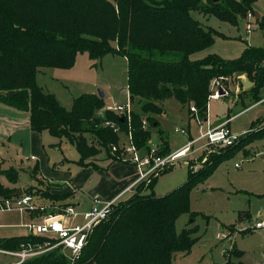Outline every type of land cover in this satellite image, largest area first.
<instances>
[{
  "label": "trees",
  "instance_id": "16d2710c",
  "mask_svg": "<svg viewBox=\"0 0 264 264\" xmlns=\"http://www.w3.org/2000/svg\"><path fill=\"white\" fill-rule=\"evenodd\" d=\"M257 1L0 0V101L28 111L33 130H47L72 143L80 153L81 165L92 164L102 152L113 161H121L119 153L112 151L121 135L105 126V121L117 123L125 134L131 132L136 145L149 150L151 129L159 126L156 115L164 112L162 100L172 97L189 108L195 105L199 117L206 119L212 81L220 76L236 79L239 73L254 83L250 91L259 99L264 89L263 47H247L234 59L216 53L191 58L211 47L216 36L229 37L215 28H205L193 12L237 24L249 12L255 13ZM257 21L264 26V16L259 15ZM49 33L55 36L51 38ZM80 52H87L93 60L109 53L124 56L130 98L141 106L140 112L133 110L128 120L125 114L106 110L105 98L95 93L79 95L67 109L38 84L40 68H72ZM102 110L104 117L98 113ZM144 117L149 128L143 127ZM263 120L255 121L235 145L213 152L205 163L201 156L198 161L202 165L190 161L187 180L168 193H146L153 191L158 176L140 183L130 198L114 205L109 218L95 227L77 264H172L176 252H191L198 240L193 236L196 227L178 232L177 221L185 213L198 215L191 211L193 190L232 151L263 136L264 127L255 126ZM159 132L157 154L166 156L170 153L168 140L162 130ZM0 176L13 184L19 181L17 168L4 169L1 160ZM19 189L0 179V200L13 197ZM23 191L32 193V188ZM46 239L32 234L0 237V248L18 250L23 243H43ZM21 264H69V258L57 247ZM223 264L242 263L228 258Z\"/></svg>",
  "mask_w": 264,
  "mask_h": 264
},
{
  "label": "rangeland",
  "instance_id": "374dc122",
  "mask_svg": "<svg viewBox=\"0 0 264 264\" xmlns=\"http://www.w3.org/2000/svg\"><path fill=\"white\" fill-rule=\"evenodd\" d=\"M202 1L204 4L207 2V0ZM254 10L255 13L264 16V0L255 2ZM249 13L245 18L240 19L237 24H233L223 21L215 15H204L196 11L193 12V15L200 20L205 28H215L229 37L222 38L216 36L215 43L211 47L196 52L191 58L200 59L210 53H216L225 59H234L241 56L247 47L264 48V26L261 23L262 20L260 22L257 21L254 11ZM248 22L254 24V29L251 32L247 31ZM47 68L46 70L42 69L45 71L38 73L39 85L46 92L53 93L67 109L72 108L74 100L79 95L83 93L98 94L99 90L106 94L105 100L107 104H125L130 99L128 90V62L120 54L109 53L103 58L93 60L87 52H80L77 54L75 65L72 68ZM243 76L247 78L245 73H239L236 79H232L230 76H220L212 81L210 88L211 94H214L216 91L214 85H222L228 93L221 95L220 98L210 97V120L212 119L214 122L220 119L227 120L229 109H231V114L241 110L239 107L234 106V100H238V98L236 97L235 90L233 89L231 91V84H236L237 80ZM252 87L244 89L242 86L243 92L241 91L238 95L242 99L248 97V100H251V103H253L256 97L250 91ZM259 99H264V89L261 90ZM161 105L164 107L165 112L164 114L156 115V119L160 124L158 127H152V136L150 139V146L156 147L157 153V147L161 146L160 130L163 132V137L168 140L170 153H174L184 148L192 139L198 138L208 129L207 123L201 124L196 117L192 116L193 118L189 121L190 117L187 106H184L177 99L167 98L162 100ZM132 107H134L133 110L140 112L141 106L137 105V103L132 102ZM98 113L101 117H104L103 110ZM257 119H264V104L233 119L231 128L233 132H237L236 130H238V132L241 131L245 135ZM144 120H146L145 117ZM201 120L204 121V118H201ZM146 121L148 122V120ZM262 123L260 122L255 126ZM181 130H186L188 133H182ZM20 134L22 136V142L20 139L21 143H17L18 137H15L12 142L6 143L3 149L0 147L2 149V152L0 151V157L4 159L2 168L5 169L11 166L17 168L19 171V183L24 189H27L29 185L37 184V182L34 181V178L32 179L30 171L27 170L28 164L30 163L27 161V155L31 158L33 152L30 150L26 136L22 133ZM43 134L44 144L47 150L54 151L51 145L54 142L53 144H59L62 147L63 154L68 158L79 160L80 153L68 140L54 137L48 131H44ZM122 139H124L123 135ZM50 140L52 141L50 142ZM205 142L204 139L196 142L195 148L204 145ZM262 144H264V140L256 142V145H259V147ZM218 150L221 149H209L208 152L201 149L202 154L197 157L192 155L194 156L192 159L198 160L204 155L202 163H205L214 154L213 152ZM199 153L200 151L196 152L195 155ZM103 156L105 155H100V157ZM188 157L190 156L180 158L175 166L165 169L157 177L158 179L153 187V191L147 190L146 193L154 192L156 195H164L182 185L188 178L189 164L186 162ZM255 160V164H262V157L259 154L255 156ZM31 162L34 164L36 161L32 160ZM253 162L245 159L242 152L233 153L227 161L218 166L207 179L193 190L190 197L191 211L198 213V215L192 217L189 213L183 214L177 221V231L181 232L184 228L196 227V232L193 236L197 237L198 240L194 244L191 252H176L172 264H223L228 258H231L234 262L240 261V258L236 254L231 253V251H227L228 253L224 256V250L230 249L234 241L241 239L240 235L238 236V232L233 234L229 228L236 221V209L248 207L250 202L251 195H247L246 191L240 188L243 183L240 171L248 169ZM235 163L242 164V168L236 169ZM199 165L202 164L199 162ZM0 179L4 184L11 185L6 176H0ZM251 199L252 202L254 200H260L259 197L253 196H251ZM63 210L64 208L62 206H54V208L49 207L45 210L38 208L35 212L44 215L48 212L59 213ZM8 217H11L17 222L20 221L18 219L19 213L0 211L1 238L27 236L30 234L28 228L4 227L2 223ZM223 234H231V240L222 238L221 235ZM0 257L2 262L14 260V258L5 257L4 255H0Z\"/></svg>",
  "mask_w": 264,
  "mask_h": 264
},
{
  "label": "crops",
  "instance_id": "0c3cea01",
  "mask_svg": "<svg viewBox=\"0 0 264 264\" xmlns=\"http://www.w3.org/2000/svg\"><path fill=\"white\" fill-rule=\"evenodd\" d=\"M42 69L46 70V68H41L38 73L45 71ZM240 78L241 79H238L236 84H231V91L234 89L236 97L238 98V100H234V106L239 107L241 110L231 114V109H229L227 120L220 119L214 122L212 119L210 120L209 117L208 103L207 118L204 119L202 124L206 122L208 128H210L227 122L228 126L231 128L233 119L264 104V99L258 101L253 100L254 102L251 103L252 101L248 100V97L242 99V97L238 95L241 91L243 92L244 85L242 81L246 79L244 76ZM37 81L38 84H40L38 74ZM184 106L188 108L189 121H191V118L194 116L189 106ZM164 112L162 114H164ZM261 120L262 119H260V121ZM45 131L47 132V130ZM236 131V133H241V131ZM20 133L26 136L30 150L33 152L31 158L27 155V161L30 162L27 170L30 171L32 179L34 178L37 184L29 185V188H32V193H26L32 196L33 204L37 207H46V209H48L49 207L54 208V206H62L63 208L71 206L77 213L74 222H82L84 214L90 210L96 198L104 201L114 200L115 203L125 201L133 195L136 187L141 183H137L139 170L134 164L123 161H113L109 159L104 152L97 155L93 159L92 164L81 165L78 160H72L64 155V151L59 144H53L54 142H52L51 145L54 151L47 150L44 144V131L39 132L31 128L30 113L0 101V145H2L0 147L3 149L5 144L12 142L15 137H18L17 143L20 142V139L22 142ZM263 140L264 135L254 139L244 147L232 151L230 154L242 152L245 159L254 161L250 164L248 169L240 171L243 181L242 187L240 188L246 191L247 195L259 197L260 199L259 201L254 200L252 202L250 196L248 207L236 209V221L232 223V226L229 228L233 234L238 232V236L240 235L241 239L234 242L232 241V247L228 250H224V256H226L227 251L229 252L237 249L235 254L240 258L238 262L242 264H262L264 262V228H255V223L260 219L264 210V144L260 145L261 147L256 145V142ZM51 141L52 140H50V142ZM2 149H0L1 152ZM199 151V154L195 155V153L192 155L197 157L202 154V151ZM101 154L105 156L100 157ZM257 154L262 157V164H255V156ZM192 155L188 157L190 158L189 162L194 160L192 159L194 157ZM229 157L225 161H227ZM31 159L36 162L32 164ZM0 160L2 162L4 161L1 157ZM225 161L223 160L218 166ZM196 162H198V160ZM197 164H199V162ZM235 168H242V164L235 163ZM8 186L11 188L18 187L24 190V187L21 186L19 181L16 184L11 183V185ZM5 212L19 213L18 219L20 220L17 222L11 217L6 218L4 223H2L6 228H28V224L40 221L45 216V214L42 215V213L36 214L33 212ZM71 220L72 219L69 217L65 218L66 223L70 224ZM227 236L226 239L231 240V234H227Z\"/></svg>",
  "mask_w": 264,
  "mask_h": 264
},
{
  "label": "built area",
  "instance_id": "2783aa9c",
  "mask_svg": "<svg viewBox=\"0 0 264 264\" xmlns=\"http://www.w3.org/2000/svg\"><path fill=\"white\" fill-rule=\"evenodd\" d=\"M253 29L254 24L248 22L247 31L251 32ZM216 81L218 82V80ZM214 87H216V91L214 94H211L212 98H220L221 95L228 93L222 85H214ZM105 109L113 110L119 114H125L128 120H130L131 113L133 112L131 98L125 104H108L105 106ZM190 109L194 117L202 124L204 121L199 117L196 106L191 105ZM105 125L111 126L115 132L121 135V141L117 145L112 146V151L113 153H119L121 161L134 164L138 168L139 178L137 183L149 182L153 176H159L163 170L175 166L180 158L191 156L201 149L208 152L209 149H222L233 146L243 136L242 133L233 132L226 122L208 128L206 132L202 133L198 138L192 139L189 144L179 151L169 153L166 156H160L157 154L156 147H150L149 150L138 147L134 142L132 133H123L117 123L108 120L105 121ZM143 127H148L146 120L143 121ZM262 127H264V122L259 125V128ZM181 132L188 133L186 130H181ZM122 135L124 139H122ZM202 139L206 141L205 144L195 148V143ZM189 160L188 158L186 162L189 163ZM197 165L200 166L199 164ZM115 204L114 200L104 201L96 198L90 210L84 214L82 222H74L77 213L71 206L65 207L60 213L45 214L40 221L32 222L27 226L30 234L34 236H45L47 239L43 243H23L18 250L0 248L1 256L4 255L5 257L14 258L13 261L2 262L0 257V264H21L30 257L40 255L57 247H62L63 252L68 255L69 264H77L95 227L100 222L109 218ZM38 208L42 210L46 209V207L35 206L32 196L26 192H23L20 196L0 200V211L34 213ZM66 217L72 219L70 224L65 222ZM255 228H264V210L260 219L256 221ZM221 237L226 238L228 236L223 234Z\"/></svg>",
  "mask_w": 264,
  "mask_h": 264
},
{
  "label": "water",
  "instance_id": "95a60500",
  "mask_svg": "<svg viewBox=\"0 0 264 264\" xmlns=\"http://www.w3.org/2000/svg\"><path fill=\"white\" fill-rule=\"evenodd\" d=\"M213 1H214V2H219V1H221V0H213ZM256 18H257V19L259 18V14H258V13H256ZM49 36H50L51 38H53L55 35L49 33ZM242 83H243L245 89H248V88H250V87L253 86V82H252L249 78L244 79V80L242 81ZM125 90H126V89H125ZM221 94H222V93H221ZM98 95H99L100 98H105V96H106V94H105L104 92H102L101 90H99ZM23 192H24L23 189H19V190H17V191L14 193V196H20V195L23 194Z\"/></svg>",
  "mask_w": 264,
  "mask_h": 264
}]
</instances>
